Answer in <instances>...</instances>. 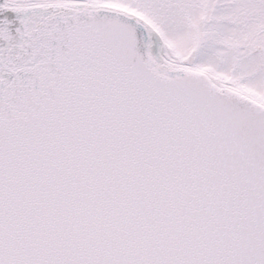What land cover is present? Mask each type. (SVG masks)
Masks as SVG:
<instances>
[{"label": "snow or ice", "instance_id": "snow-or-ice-1", "mask_svg": "<svg viewBox=\"0 0 264 264\" xmlns=\"http://www.w3.org/2000/svg\"><path fill=\"white\" fill-rule=\"evenodd\" d=\"M0 264H264V0H0Z\"/></svg>", "mask_w": 264, "mask_h": 264}]
</instances>
